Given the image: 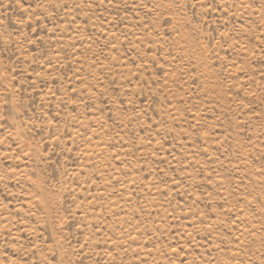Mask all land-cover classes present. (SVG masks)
<instances>
[{
	"label": "rangeland",
	"instance_id": "1",
	"mask_svg": "<svg viewBox=\"0 0 264 264\" xmlns=\"http://www.w3.org/2000/svg\"><path fill=\"white\" fill-rule=\"evenodd\" d=\"M0 264H264V0H0Z\"/></svg>",
	"mask_w": 264,
	"mask_h": 264
}]
</instances>
